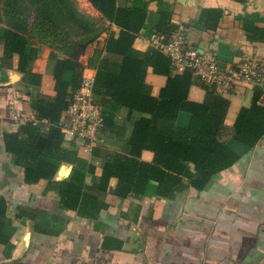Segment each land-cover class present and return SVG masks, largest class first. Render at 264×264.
<instances>
[{
	"label": "crops",
	"instance_id": "0c3cea01",
	"mask_svg": "<svg viewBox=\"0 0 264 264\" xmlns=\"http://www.w3.org/2000/svg\"><path fill=\"white\" fill-rule=\"evenodd\" d=\"M80 2L101 32L75 59L77 70L65 66L55 73L56 59L69 55L62 44L30 39L23 50L27 62L17 53L3 54L6 25L0 20V232L8 239L0 242V264H264V132L252 147L233 136L239 110L249 107L254 90L260 89L242 86L230 95L208 93L193 78L188 100H227L216 139L237 159L212 164L215 171L200 189L192 184L204 183L201 173L189 161L149 164L159 172H153L142 191L131 188L118 194L125 183L116 175L103 180L104 166H113L104 163L116 154L153 163L151 148L138 145L137 156L130 153L135 122L150 114L110 101L96 86L95 100L112 122L104 128L102 141L92 147L76 143L59 127V122H68L67 96L82 76L95 81L99 68L117 72L122 60L105 49V41L116 38L121 27L87 0ZM114 6L134 10L139 17L131 44L138 52L155 48L153 35L182 26L198 53L213 55L224 66L243 57L264 61V0H114ZM184 71L170 62L169 76ZM167 78L148 67L144 82L157 97ZM56 95L59 116H40V108L52 106ZM190 122V113L180 111L174 125L187 129ZM53 127L58 131L51 137ZM154 127L159 131L160 118ZM11 134L16 141L8 145ZM40 139L48 146H40ZM50 167L55 170L48 177L25 178L26 168ZM75 169L80 172L79 198L66 207L61 199L73 188ZM161 184H168V191L162 193Z\"/></svg>",
	"mask_w": 264,
	"mask_h": 264
},
{
	"label": "trees",
	"instance_id": "16d2710c",
	"mask_svg": "<svg viewBox=\"0 0 264 264\" xmlns=\"http://www.w3.org/2000/svg\"><path fill=\"white\" fill-rule=\"evenodd\" d=\"M87 1L104 17L121 27L116 38L110 37L105 41V49L107 51H112L122 56L118 71L111 73L99 68L95 76L93 92H95L96 86H99L101 89L97 91L103 96H107L110 101L125 106L129 110L149 113V117L141 116L134 124L131 137V142L134 144L130 153L137 156L138 152L134 150V146L138 145L139 147H147L154 150L153 163L140 162L136 157L114 155L111 161L104 163L113 164V166H104L103 180L106 181L111 175H116L120 184L125 183L119 185L118 194H125L127 189L131 188L135 192L142 191L147 179L150 176H154V173L159 172L158 170L153 171L149 164H169L170 160L177 161L182 159L180 164H186L189 161L198 167V172L201 173L200 176H202L204 183L193 182L192 185L198 189L202 188L211 173L215 171L210 167L212 164H231L237 159L236 154L225 148L216 139L219 134L221 119L227 106V100L219 99L218 101L216 96H211L209 102L188 100V88L193 83V78H197L193 77L187 70L182 74L169 76L170 59L157 48L150 47L142 53L132 48V32H136L139 27V17H136L134 10L116 9L114 0ZM39 3L33 7L35 11L32 15L33 18L26 20L32 11L31 7L24 6L25 4H23L22 0H0V20L6 25L3 54L13 55V53H17L19 60L27 62L28 57L23 54L24 47L30 39L36 41L34 39L35 35L31 34L29 30H32L33 26L42 28L46 24L51 28L56 26L57 21L52 14L54 11L61 14L60 7L52 6L47 10L44 3ZM47 3L49 5L50 2ZM52 3H57L61 6V2ZM19 7L29 13H24L21 16ZM65 16L67 19H72V21L76 20L73 13H66ZM85 17L84 19L87 20L88 25L85 26V33L80 35V40L63 42L65 38L53 34L54 42L52 45H59L62 42V46H65V50L69 52L68 56L56 59L55 73L65 66H70L77 70L80 65L75 59L101 32V28L93 23V19L88 15H85ZM60 20H62V17H60ZM30 22L33 26L28 29ZM148 67H151L155 73L168 75L166 83L160 89L157 97L150 94L149 85L144 82ZM55 77L58 80V76L55 75ZM204 86L209 90L208 93L212 91L205 84ZM59 92L61 91L59 90ZM258 94V89H255L253 102L249 107H242L239 110L233 124L234 138L248 147L255 145L264 132V107L257 103ZM59 99V95H56L54 101L51 102L52 106L40 108L39 115L50 117L51 120L58 117L61 111V107L58 105ZM180 111H186L191 115V122L187 129L176 128L174 125L177 114ZM103 115L104 130L106 125L111 127L112 122L106 116L105 111H103ZM158 118L161 119V128L159 131H155L154 123ZM57 131V128H51L50 136L52 137V134H56ZM8 139V145L10 140L12 142L16 141L15 134L9 135ZM45 140H39L42 144L40 146L43 148L46 145L48 146ZM54 170L55 167L48 169L26 168L25 178L33 180V178L48 177ZM162 174L164 175L163 172ZM133 181L135 182L133 183ZM73 182V188L69 194L61 199V203L66 207L73 206L78 202L80 191V172H78V169L74 171ZM161 186H163L162 193L168 191L170 187L168 184H161ZM3 215L4 201H0V228L3 224ZM7 240L4 234L0 232V242L5 243ZM13 264L24 263L16 262Z\"/></svg>",
	"mask_w": 264,
	"mask_h": 264
},
{
	"label": "built area",
	"instance_id": "2783aa9c",
	"mask_svg": "<svg viewBox=\"0 0 264 264\" xmlns=\"http://www.w3.org/2000/svg\"><path fill=\"white\" fill-rule=\"evenodd\" d=\"M151 44L168 56L173 67L180 66L189 71L216 93L230 95L242 86H257L260 89L257 103L264 107L263 60L243 57L231 66H224L213 55L198 53L182 26L153 35ZM93 86V76L83 75L80 84L67 96L68 122L58 123L67 139L89 147L102 141L104 127L103 109L95 100ZM9 107L10 115H14L12 101Z\"/></svg>",
	"mask_w": 264,
	"mask_h": 264
},
{
	"label": "rangeland",
	"instance_id": "374dc122",
	"mask_svg": "<svg viewBox=\"0 0 264 264\" xmlns=\"http://www.w3.org/2000/svg\"><path fill=\"white\" fill-rule=\"evenodd\" d=\"M20 2V1H18ZM24 6L31 7V13L30 16L26 18V20H31L33 17V13H35L33 7L35 5H38L37 3L40 2L39 4H45L46 9H50L52 6H58L60 7V13L57 11H54L52 16L56 19V26L54 27H49L44 25V27H39V26H33L31 22L29 23V28L33 26L34 28L32 30H29L31 34H34V39L41 44L44 45H52L54 42V35L57 34L58 37L65 38L63 42H71V41H78L80 40V35L84 34L85 31V26L87 24V20L84 18L87 13L85 12L84 6L82 9H80V4L83 2H80V0H22ZM47 2H50L49 5ZM52 2H61V6L58 5L57 3H52ZM73 2V4H72ZM74 5V6H73ZM22 6V5H21ZM20 6V7H21ZM1 7V6H0ZM18 8L19 12H21V16L23 14L29 13L27 10H24L23 8ZM23 7V6H22ZM79 12V13H78ZM66 13H73L75 14L76 20L72 21V19H67L65 14ZM60 17H62V20H60ZM55 23V22H54ZM59 44H62L60 42Z\"/></svg>",
	"mask_w": 264,
	"mask_h": 264
}]
</instances>
